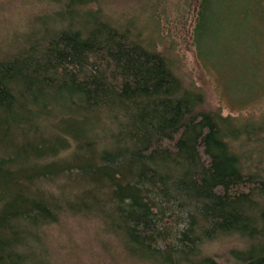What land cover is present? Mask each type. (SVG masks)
I'll return each mask as SVG.
<instances>
[{"label":"trees","instance_id":"trees-1","mask_svg":"<svg viewBox=\"0 0 264 264\" xmlns=\"http://www.w3.org/2000/svg\"><path fill=\"white\" fill-rule=\"evenodd\" d=\"M54 1L55 31L0 60V264H50L42 228L66 210L100 217L140 260L217 264L203 246L237 236L229 264H264L262 154L239 148L264 119L204 109L164 53L82 8L104 0ZM195 31L263 105L264 0H200Z\"/></svg>","mask_w":264,"mask_h":264},{"label":"rangeland","instance_id":"rangeland-1","mask_svg":"<svg viewBox=\"0 0 264 264\" xmlns=\"http://www.w3.org/2000/svg\"><path fill=\"white\" fill-rule=\"evenodd\" d=\"M199 4L200 0H104L82 8L100 10L104 20L129 30L131 37L164 53L185 83L205 93L204 109L221 107L223 115L232 116L238 125L248 120H263L262 101L238 97L233 83V61L230 65L213 61L206 56L204 39L197 40L195 27ZM61 9L64 6L54 0H0V60L6 59L24 43L55 31ZM233 38L230 41L234 53L248 54L243 47L247 36ZM256 38L254 40L264 53V38ZM222 49L225 50L224 46ZM257 132L260 135H249L238 147L250 151L253 161L262 154L264 164V142L258 144V141H264V131ZM71 142L70 154L74 155L77 144ZM42 229L45 238L42 246L50 264H161L130 256L119 237L107 231L100 217L93 214L62 211L56 220ZM240 242L237 236L212 241L203 246V253L214 258L217 264H229L232 261L230 249L239 247Z\"/></svg>","mask_w":264,"mask_h":264},{"label":"bare ground","instance_id":"bare-ground-1","mask_svg":"<svg viewBox=\"0 0 264 264\" xmlns=\"http://www.w3.org/2000/svg\"><path fill=\"white\" fill-rule=\"evenodd\" d=\"M62 10V9H61ZM82 10V9H81ZM128 31V30H127ZM102 116H103V114H102ZM103 118H104V116H103ZM107 120H108V118H107ZM110 123V122H109ZM101 124V123H100ZM108 125V124H107ZM44 130V129H43ZM40 135V134H39ZM42 136V135H41ZM51 137V136H50ZM47 138V137H46ZM50 139V138H49ZM52 139V138H51ZM41 142V141H40ZM48 142V141H47ZM85 149V148H84ZM87 150V149H86ZM87 152V151H86ZM84 153V152H83ZM86 154V153H85ZM85 154H83V156L85 155ZM89 154V153H88ZM89 156V155H88ZM87 155H86V157H88ZM247 160V159H246ZM243 161V160H242ZM64 163V162H63ZM243 164H245V163H243ZM249 173H250V171H249Z\"/></svg>","mask_w":264,"mask_h":264}]
</instances>
